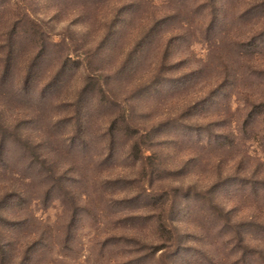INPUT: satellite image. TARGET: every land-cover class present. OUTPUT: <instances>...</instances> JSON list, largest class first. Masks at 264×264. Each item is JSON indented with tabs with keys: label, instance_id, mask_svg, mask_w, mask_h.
<instances>
[{
	"label": "rangeland",
	"instance_id": "1",
	"mask_svg": "<svg viewBox=\"0 0 264 264\" xmlns=\"http://www.w3.org/2000/svg\"><path fill=\"white\" fill-rule=\"evenodd\" d=\"M205 1L0 0V264H264V3Z\"/></svg>",
	"mask_w": 264,
	"mask_h": 264
},
{
	"label": "trees",
	"instance_id": "2",
	"mask_svg": "<svg viewBox=\"0 0 264 264\" xmlns=\"http://www.w3.org/2000/svg\"><path fill=\"white\" fill-rule=\"evenodd\" d=\"M211 2L213 4L214 7L218 6L219 5V2L221 3L220 5L222 7L224 6H229L231 9H233L235 7V4L239 3V4H246V6L248 8H251V12L250 14H253V15H256V9L259 8L262 6V4L264 3V0L262 3H260V0H206L205 3L206 5ZM219 5V6H220ZM208 13L209 15L207 16L206 19H208L207 23H206V32H208L209 30L212 29L213 27V20L212 19H215L217 17V14H218V11H216V8H212L211 9V12L209 11L208 9ZM233 16H235L233 14ZM256 19H264V14H260V17H255ZM254 30V29H253ZM252 30V31H253ZM252 34V32H251Z\"/></svg>",
	"mask_w": 264,
	"mask_h": 264
}]
</instances>
